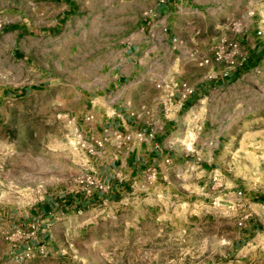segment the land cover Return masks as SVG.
<instances>
[{"label": "rangeland", "instance_id": "obj_1", "mask_svg": "<svg viewBox=\"0 0 264 264\" xmlns=\"http://www.w3.org/2000/svg\"><path fill=\"white\" fill-rule=\"evenodd\" d=\"M170 2L144 35L146 0H73L60 34L17 44L12 34L0 35V95L28 88L25 98L0 100V212L80 194L78 180L92 173L73 123L112 89L132 39H144L134 67L157 75L146 78L161 93L154 104L150 96L148 111L163 108L174 88L206 86L174 133L169 176L151 172V194L131 189L96 207L74 239L78 249L68 241L63 263L40 264H264V56L235 76L240 59L234 68L217 61L230 43L246 59L252 44L242 36L264 43V0ZM58 12L53 0H0V28L25 21L49 29ZM168 32L169 50L162 39ZM137 228L157 236L143 240L130 232ZM10 238L0 220V264H34L38 256L12 253L18 242Z\"/></svg>", "mask_w": 264, "mask_h": 264}, {"label": "crops", "instance_id": "obj_2", "mask_svg": "<svg viewBox=\"0 0 264 264\" xmlns=\"http://www.w3.org/2000/svg\"><path fill=\"white\" fill-rule=\"evenodd\" d=\"M72 1L53 0L59 5L60 12L55 16V26L49 29L33 30L25 21H19L7 28H0V35L12 34V42L17 44L22 38L39 36L42 33L46 36L60 34L66 18L73 11ZM146 1L144 9L147 10V17L141 20L142 35L147 30L155 28L156 22L170 12L172 5L170 0ZM150 11L151 15L148 14ZM164 36L163 46L169 50L172 32ZM240 42L242 44L250 42L252 45L245 62L233 71L232 75L240 74L249 66L257 64L264 56L263 42L249 34L242 36ZM143 43V37H138L125 44V68L112 75V89L96 97L80 123H73L74 129L78 130L87 142L104 140L103 147L97 149L94 155L89 157L85 151L82 154L88 159L91 173L110 187V193H96L92 197L82 194H60L40 205L0 212V220L11 233L18 226L39 221L38 238L30 240L28 244L33 248L43 246L47 254L45 257H38L34 264L49 260L63 263L66 260L64 256L66 242L70 241L78 249L74 239L79 237V229L93 215L96 207L117 202L120 198L125 199L134 193L131 189H136L143 196L151 194L152 184H148L146 180L150 172L154 171L158 178L166 179L174 167L172 164L176 153L174 133L178 125L185 120L193 102L202 97L206 86L201 81L195 84L188 95L174 88L169 98L164 101L163 108L154 105L153 109L148 111L151 107L148 100L150 96L154 104L160 100L161 93L154 89L153 82L146 80L149 77H157L155 71L134 67L136 55L142 50ZM10 55L17 59L22 58L19 52H11ZM27 96L28 88L22 87L13 90L12 93H2L0 100H17ZM88 117L92 119L87 120ZM166 160L169 163H166ZM161 217L159 215L158 219ZM130 232L136 233L137 237L143 240H149L150 237L155 239L157 236L155 231L151 235L146 233L145 229L139 228ZM169 238L168 243L176 239L175 236ZM161 244L165 243L161 241ZM152 245L155 247L157 243L154 242ZM26 248L24 244H17L11 251L16 254Z\"/></svg>", "mask_w": 264, "mask_h": 264}, {"label": "built area", "instance_id": "obj_3", "mask_svg": "<svg viewBox=\"0 0 264 264\" xmlns=\"http://www.w3.org/2000/svg\"><path fill=\"white\" fill-rule=\"evenodd\" d=\"M148 14H152V12H148ZM221 55L218 56L217 61H224L226 63H229L231 68H234L233 66H236V61L240 59V65L244 63L246 60L245 58L241 57L240 48L237 43H230L226 45H222L220 48ZM208 60L205 59L201 62V65L208 64ZM168 89V87H167ZM186 94H190L191 90H186ZM92 117H88L87 120H91ZM75 137L78 139L80 147L86 151L89 155H94L96 153V150L103 147V141H94L93 143L87 142L81 135V133L78 130L74 131ZM166 163H169L168 160H166ZM151 173V172H150ZM154 173V171H152ZM78 187L79 193L86 196V197H92L96 193L101 194H108L110 193L111 189L110 187L101 182L98 178H96L93 174L85 175L83 178L78 180ZM40 227L39 221H33L30 222L27 225H21L15 228V230L11 233L10 240L13 242H18V244H24L27 246L25 250H22L27 256H38V257H45L46 251L43 246H39L38 248L31 247L28 243L32 239L38 238V230ZM17 245V244H15Z\"/></svg>", "mask_w": 264, "mask_h": 264}, {"label": "trees", "instance_id": "obj_4", "mask_svg": "<svg viewBox=\"0 0 264 264\" xmlns=\"http://www.w3.org/2000/svg\"><path fill=\"white\" fill-rule=\"evenodd\" d=\"M235 75H238V74H237V73H235V74H234V76H235ZM224 81H225V79H224V78H219V79H217V82H219V83H220V82H221V83H223Z\"/></svg>", "mask_w": 264, "mask_h": 264}]
</instances>
